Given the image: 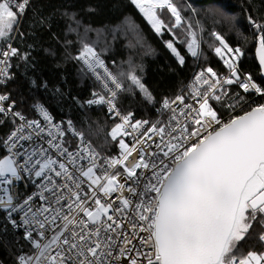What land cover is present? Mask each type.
I'll return each mask as SVG.
<instances>
[{
	"label": "snow or ice",
	"instance_id": "1",
	"mask_svg": "<svg viewBox=\"0 0 264 264\" xmlns=\"http://www.w3.org/2000/svg\"><path fill=\"white\" fill-rule=\"evenodd\" d=\"M215 2L123 0L99 30L84 22L95 2L0 0V264H264V78L243 70L221 30L242 35L238 17ZM240 11L264 77V0ZM141 20L172 73L187 56L199 68L159 98ZM205 43L227 75L199 65Z\"/></svg>",
	"mask_w": 264,
	"mask_h": 264
},
{
	"label": "trees",
	"instance_id": "2",
	"mask_svg": "<svg viewBox=\"0 0 264 264\" xmlns=\"http://www.w3.org/2000/svg\"><path fill=\"white\" fill-rule=\"evenodd\" d=\"M65 2V0H52L53 4H60ZM79 5L86 6L90 2H95L99 4V11L94 15H85L84 22L85 24H90L93 28L103 30L107 28H114L121 19V13L124 11L123 8L119 6L114 7L113 5H119L123 2V0H76ZM225 3L231 4L233 7L231 10L222 8V11L228 12L230 15H236L238 17V25L240 26V32L243 34L240 35L237 31H229L227 28L221 29L225 32L235 46L237 41L240 44L244 45L246 56L242 61V68L245 71L251 72V74L258 81L261 79L260 77V69L258 64L256 63L254 57V40L244 41V36H250V31L247 30V20L243 19V24L240 25L241 18V6L245 3V0H224ZM208 3H214L215 6L220 7L219 3H216L215 0H183V5L193 4L197 8H205ZM254 3L257 7L260 6L261 0H254ZM187 14V13H185ZM255 15V13H254ZM144 36L146 37V43L151 46V48L155 49L154 54L148 56H142V62L145 68V83L150 87L151 90L159 96L165 92H172L178 90L183 86L182 82L186 83L191 77L193 71L196 69L197 63L193 61V58L190 56L186 57V66L183 69L178 70L176 73H172L169 70V64H174V58L164 47V44L160 37H157L151 30L150 27L143 22L140 21ZM93 39H95V33H92ZM169 36L166 34L164 39H168ZM206 41L210 39L207 34H205ZM127 41L121 38L120 41L117 42L116 48L113 51V55L116 60L119 62L122 59H128L129 49L126 46ZM204 52L205 55L201 57L199 61L200 66H211L217 72L221 73L224 70L222 62L215 58L212 53V50L208 47V44H204ZM123 107L125 109L131 108L135 110L137 116H142L145 114L146 109L142 108L140 104L133 101H127L124 103ZM93 120L96 122L94 127L99 130L98 135H94L92 137L94 144H103L105 141L106 130L111 126V121L106 119L104 113H94Z\"/></svg>",
	"mask_w": 264,
	"mask_h": 264
},
{
	"label": "rangeland",
	"instance_id": "3",
	"mask_svg": "<svg viewBox=\"0 0 264 264\" xmlns=\"http://www.w3.org/2000/svg\"><path fill=\"white\" fill-rule=\"evenodd\" d=\"M176 2H177L178 4L183 5V0H176ZM212 53H213V55L215 56V54H214L213 51H212ZM215 58L218 59L219 61H221L218 57L215 56ZM221 62H222V61H221ZM222 65H223V67H224V70H223V72H221V73H224L226 67L224 66L223 62H222ZM206 67H207V66H206ZM212 68H213V67H212ZM196 69H199V68L196 67ZM196 69H195V70H196ZM213 69H214V68H213ZM195 70H194V71H195ZM214 70H215V69H214ZM194 71H193V72H194ZM215 71H216V70H215ZM218 73H219V72H218ZM221 73H219V74H221Z\"/></svg>",
	"mask_w": 264,
	"mask_h": 264
},
{
	"label": "built area",
	"instance_id": "4",
	"mask_svg": "<svg viewBox=\"0 0 264 264\" xmlns=\"http://www.w3.org/2000/svg\"><path fill=\"white\" fill-rule=\"evenodd\" d=\"M198 70H199V69H196L195 71H198ZM195 71H194V72H195ZM194 72L192 73L191 77L193 76ZM227 74H228V69L225 68V72H224V73H221L220 75H221V76H224V75H227ZM191 77L189 78V80L191 79ZM189 80H188V81H189ZM188 81H187V82H188ZM127 139L130 140L131 138L129 137V138H127Z\"/></svg>",
	"mask_w": 264,
	"mask_h": 264
},
{
	"label": "water",
	"instance_id": "5",
	"mask_svg": "<svg viewBox=\"0 0 264 264\" xmlns=\"http://www.w3.org/2000/svg\"><path fill=\"white\" fill-rule=\"evenodd\" d=\"M254 57H255L256 63L258 64V67H259V62H258V59L256 58L255 50H254ZM260 77H261V79L264 78V77L261 76V72H260Z\"/></svg>",
	"mask_w": 264,
	"mask_h": 264
}]
</instances>
